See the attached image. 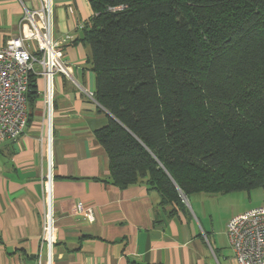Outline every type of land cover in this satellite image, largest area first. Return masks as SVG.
Instances as JSON below:
<instances>
[{
    "label": "trees",
    "instance_id": "1",
    "mask_svg": "<svg viewBox=\"0 0 264 264\" xmlns=\"http://www.w3.org/2000/svg\"><path fill=\"white\" fill-rule=\"evenodd\" d=\"M95 131L112 182L160 206L264 187V0H89ZM27 92L28 124L39 99ZM251 209V208H250Z\"/></svg>",
    "mask_w": 264,
    "mask_h": 264
},
{
    "label": "crops",
    "instance_id": "2",
    "mask_svg": "<svg viewBox=\"0 0 264 264\" xmlns=\"http://www.w3.org/2000/svg\"><path fill=\"white\" fill-rule=\"evenodd\" d=\"M38 6L33 0H0V45L18 36L26 9ZM92 16L89 0H52V38L61 43L70 77H54L50 126L39 79L28 127L0 143V264L46 260V177L57 230L52 264H237L226 228L241 212L215 220L229 206V194H192L179 209L160 206L159 194L144 183L113 184L108 156L95 136L111 116L94 98L90 48L82 40L83 24ZM79 205L92 210V220Z\"/></svg>",
    "mask_w": 264,
    "mask_h": 264
},
{
    "label": "built area",
    "instance_id": "3",
    "mask_svg": "<svg viewBox=\"0 0 264 264\" xmlns=\"http://www.w3.org/2000/svg\"><path fill=\"white\" fill-rule=\"evenodd\" d=\"M38 1L39 6L26 9L16 38L0 45V143L17 139L28 123L27 92L30 78L44 81V103L51 116L55 75L70 77L63 61L60 42L52 38V0ZM91 97L92 93L89 94ZM50 126V124H49ZM49 154L50 135L45 142ZM51 177L45 178L44 199L48 202L43 216L41 241L47 246L43 264H52L56 227L50 207ZM89 220L92 210L78 206ZM226 235L237 264H264V205L248 209L230 218ZM40 263V261L38 262Z\"/></svg>",
    "mask_w": 264,
    "mask_h": 264
},
{
    "label": "rangeland",
    "instance_id": "4",
    "mask_svg": "<svg viewBox=\"0 0 264 264\" xmlns=\"http://www.w3.org/2000/svg\"><path fill=\"white\" fill-rule=\"evenodd\" d=\"M45 119L50 124L51 116H46ZM229 195L230 198H228L227 201L229 206L225 207L224 211H220V213L216 215V221H225L226 215L230 212L238 210L242 213L250 208L264 205V187L249 192H235ZM221 204L222 202H220V205Z\"/></svg>",
    "mask_w": 264,
    "mask_h": 264
}]
</instances>
